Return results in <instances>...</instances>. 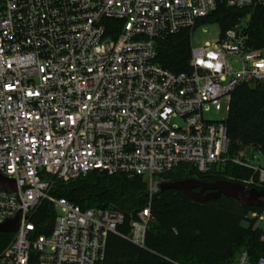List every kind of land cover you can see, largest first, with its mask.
Wrapping results in <instances>:
<instances>
[{
  "label": "built area",
  "instance_id": "1",
  "mask_svg": "<svg viewBox=\"0 0 264 264\" xmlns=\"http://www.w3.org/2000/svg\"><path fill=\"white\" fill-rule=\"evenodd\" d=\"M220 5L264 0H0V176L16 186L0 190V224L21 215L0 264H101L110 234L144 249L151 200L180 165L194 179L238 166L251 171L239 184L264 191L262 154L232 153L227 136L232 92L264 84V49L248 47L247 20L200 47L190 41L187 73L154 63L156 40L191 37ZM94 171L145 180L148 204L127 233L120 212L81 210L42 180ZM42 201L56 213L47 235L32 220ZM230 264L264 258L242 250Z\"/></svg>",
  "mask_w": 264,
  "mask_h": 264
},
{
  "label": "trees",
  "instance_id": "2",
  "mask_svg": "<svg viewBox=\"0 0 264 264\" xmlns=\"http://www.w3.org/2000/svg\"><path fill=\"white\" fill-rule=\"evenodd\" d=\"M240 19L247 20L248 47L264 49V6L238 10L220 5L200 23L217 25L221 32H225ZM190 49L188 30L156 40L154 63L176 74L187 73L190 71ZM263 115L264 84L242 85L232 92L226 122L232 153L249 147L264 156ZM188 168L180 165L163 176V180L176 182L187 179ZM250 176V170L227 165L210 174L197 175V179L204 183L217 180L241 183ZM42 180L49 186V196L65 199L81 210L120 212L124 222L118 231L123 233L128 232L129 223L148 204L147 185L142 177L94 171L68 181L43 174ZM262 212L260 208H244L237 201L225 197L197 203L175 190L159 191L151 200V221L145 248L110 234L101 264H230L242 250H246L252 260L264 258V243L260 240L263 232L253 229L256 219L250 217L252 213ZM55 214L49 202L39 204L32 216L38 234L51 232ZM12 236L0 233V252Z\"/></svg>",
  "mask_w": 264,
  "mask_h": 264
},
{
  "label": "water",
  "instance_id": "3",
  "mask_svg": "<svg viewBox=\"0 0 264 264\" xmlns=\"http://www.w3.org/2000/svg\"><path fill=\"white\" fill-rule=\"evenodd\" d=\"M192 175V171L189 170L186 174L188 177L187 179L162 183L160 184L159 189L161 192L168 190L178 191L185 197L197 203H205L211 200H216L220 197H225L237 201L244 208H260L264 212V191L247 189L239 183L224 180L204 183L191 178ZM0 190L9 193L14 192L16 190L14 181L7 180L0 176ZM207 190L209 192L205 194L204 192ZM20 222L21 215L18 214L13 220L0 224V233H15L20 226Z\"/></svg>",
  "mask_w": 264,
  "mask_h": 264
},
{
  "label": "rangeland",
  "instance_id": "4",
  "mask_svg": "<svg viewBox=\"0 0 264 264\" xmlns=\"http://www.w3.org/2000/svg\"><path fill=\"white\" fill-rule=\"evenodd\" d=\"M218 32H219V28L217 25L200 23L199 26L193 31V33H191V37H190L191 46L193 48H197V47L202 46L205 42L215 40L218 36ZM224 114L225 112H224V105H223L221 115L223 116ZM207 117L215 119V120L218 119V116L215 115L214 112H210V114H208ZM254 164H257V160L254 161ZM260 164L262 167H264V156L263 155L260 157ZM256 215L262 218V222L260 224L255 223L253 225V229H254V226H257L262 232H264V212L260 214L256 213Z\"/></svg>",
  "mask_w": 264,
  "mask_h": 264
},
{
  "label": "flooded vegetation",
  "instance_id": "5",
  "mask_svg": "<svg viewBox=\"0 0 264 264\" xmlns=\"http://www.w3.org/2000/svg\"><path fill=\"white\" fill-rule=\"evenodd\" d=\"M195 191H197V190H195ZM209 191L207 190V191H205L204 193L206 194V193H208Z\"/></svg>",
  "mask_w": 264,
  "mask_h": 264
}]
</instances>
